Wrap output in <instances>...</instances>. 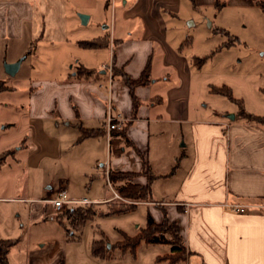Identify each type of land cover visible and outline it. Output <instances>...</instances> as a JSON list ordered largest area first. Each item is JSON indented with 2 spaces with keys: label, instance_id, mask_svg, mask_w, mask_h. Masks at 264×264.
<instances>
[{
  "label": "crops",
  "instance_id": "0c3cea01",
  "mask_svg": "<svg viewBox=\"0 0 264 264\" xmlns=\"http://www.w3.org/2000/svg\"><path fill=\"white\" fill-rule=\"evenodd\" d=\"M233 1L236 33L246 35L247 48L264 57V11L254 0ZM183 2L114 0V14L102 32L69 39L67 24L55 28L67 18L63 8L89 13L86 24L92 19L86 2L41 0V17L54 26L56 41L74 42L78 49L65 59V72L34 82L28 114L38 127L33 134L37 139L30 145L53 147L58 158L70 164V178L105 177L111 195L84 198L91 204L114 200L117 189L109 171L135 173L132 182L150 188L149 200L137 203L146 206L154 223L166 221L177 227L186 250L184 264H264V123L240 113L214 117L205 105L200 106L207 84L186 34L177 30ZM191 2L194 6L215 3ZM35 8L33 0H0V42L27 37ZM244 10L253 16L249 14L247 20ZM75 18L73 27L78 29L80 19ZM40 36L46 37L45 32ZM93 40L98 45L79 44ZM10 53L4 62L18 60L22 51ZM247 101L249 113L264 116V84ZM108 112L119 116L117 127L110 130L105 121ZM47 127L56 130L54 136ZM97 129L98 134L83 136V130ZM22 150L21 145L0 155L14 156ZM36 163L27 160V171ZM21 173L24 176L25 170ZM6 178L0 181V202L24 204L30 218L31 211L42 217L47 205L54 210L48 201L53 198L2 195ZM235 204L242 205L244 212L232 210ZM6 217L0 220L4 223ZM3 227L0 240L14 241L6 235L11 225Z\"/></svg>",
  "mask_w": 264,
  "mask_h": 264
},
{
  "label": "rangeland",
  "instance_id": "374dc122",
  "mask_svg": "<svg viewBox=\"0 0 264 264\" xmlns=\"http://www.w3.org/2000/svg\"><path fill=\"white\" fill-rule=\"evenodd\" d=\"M33 1L36 2L35 20L29 27V35L14 43L0 42V80L5 86L0 92V154L3 150H14L21 145L23 149L14 156L5 155L0 160V181L3 176L7 177V184L1 194H11L14 197L25 195L55 198L65 187L69 197L79 199L111 195V186L102 175L98 174L99 178H94L93 181L90 174L82 175L81 178H70L69 170L67 171L70 164L66 165L64 160H60L53 147L30 145L32 140L37 139L33 134L35 127H38L36 126L38 122L30 119L28 114L30 109L28 97L36 86L34 82L50 78L48 76L57 77L59 73L65 72L67 70L63 68L65 59L76 55L78 49L74 42L70 45V42L56 41V35L51 32L54 26L50 20H43L40 14L44 4L41 0ZM77 1L86 2L87 10L92 15L91 21L83 24L80 20V28L73 27V18L79 17L80 12L72 9V12L73 10L75 12L72 13L70 8L64 6L63 11L66 12L67 18L61 19L60 23L58 21L55 28L59 30L62 22L67 24L69 39L76 36H91L97 31L102 32V27L109 24L114 14V0ZM183 1L177 30L186 34L185 40L192 47L191 52L198 56L194 60L197 65L199 64V68L201 67V75L207 84L206 91L202 92V97L200 96V106L205 105L207 113L214 117L239 114L242 110L249 113L245 105L246 102L248 104V97L250 102L252 94L257 93L258 86L264 84V57H259L247 48L246 35L240 34L239 37L236 33L239 28L236 23L237 8L234 1L214 0V4H196V7L191 1ZM254 1L261 4V0ZM244 11L248 20L251 13ZM250 21L252 20H249V24ZM221 29L224 32H219ZM43 31L46 37L40 38ZM230 39H234L233 43L230 46H223ZM209 45L212 49L208 51ZM15 49L22 51L19 57L21 62L17 71L10 75L4 72L6 63L4 59ZM252 56L257 59L254 60ZM198 59H202V62L199 63ZM221 87L227 88L228 94H218L214 91ZM46 130L52 136L56 133L53 127H47ZM39 139L46 140L47 137ZM27 160L37 162L35 167L28 168V171L25 167ZM22 170H25L24 176ZM134 177L117 176L116 185L132 182ZM66 178L69 179L67 184ZM116 194V197H112L114 200L109 203H70L65 204L60 210H52L50 205H47L44 215L37 218L34 217L33 211L30 213L31 218L27 215V206L24 204L0 202L2 207L0 218L7 216L4 223L0 220V234L1 231L4 232L3 226L8 229L11 225L8 232L5 231L6 235L10 234L14 240L5 247L6 264H184L186 250L182 256L168 255L172 243H180L174 236L173 226L169 223H163L160 226L163 231L156 235L163 236L171 243L147 245L142 243L135 251L130 249L123 251L115 246L116 243H123L127 236L133 237L145 228L149 216L146 206L138 203L131 210L109 213L110 209L131 206L132 203L139 202L123 197L118 191ZM67 207H81L94 211V214L87 217L79 228L76 227L78 225L70 224V220L63 216ZM57 216L64 220L60 223ZM5 223H8V226ZM99 240L109 245L103 258L95 256L92 252L93 242ZM0 241L6 242L7 239ZM157 255L162 257L155 260Z\"/></svg>",
  "mask_w": 264,
  "mask_h": 264
},
{
  "label": "trees",
  "instance_id": "16d2710c",
  "mask_svg": "<svg viewBox=\"0 0 264 264\" xmlns=\"http://www.w3.org/2000/svg\"><path fill=\"white\" fill-rule=\"evenodd\" d=\"M194 2V0H191ZM260 8L264 11V3H261ZM224 32L222 29L220 30ZM234 39H230V41L225 42L223 46H230L233 43ZM83 47H94L98 45V40H93V41H82L79 43ZM199 63L202 62V59H198ZM1 81V80H0ZM141 81V80H140ZM129 85L132 86L133 82L132 81H127ZM5 89L3 81L0 82V92H2ZM214 91L218 94H228V89L225 87L221 88H216ZM240 114L247 117L249 120L256 121L259 123H264V116H258V115H253L251 113H246L245 111H240ZM100 131L97 130H83V136H88V135H95L98 134ZM5 154L0 155V160L4 158ZM122 175H130V176H136L135 173L132 172H115V171H109V180L110 182L114 183L115 186H117V176H122ZM117 191L125 198H129L134 201H148L150 198V188L149 185H139L133 182H128V183H122L121 185H118L116 187ZM137 205V202L132 203L131 206H125V207H119V208H114L110 209L109 213H120V212H125L128 210L133 209ZM65 213L63 216H65L66 219L70 220V224L73 225H78L76 227L80 228V224L87 218L91 217L92 214H94V211H88V209L84 210L81 207H72V208H66L64 209ZM63 214V213H62ZM58 218V216H57ZM64 219L58 218V221L61 223ZM163 223H167L166 221L156 224L152 220L151 216H148V222L145 228H143L138 234H136L133 237H126L124 242H119L116 243L115 246L120 247L123 251L130 249L131 251H135V249L143 244H155V243H162V242H167L166 239L162 236L160 237L159 235H156V233H160L163 231V229L160 228V226ZM174 230H175V238L177 239L178 242L173 244L172 243V249L171 251L174 254H183L185 248L182 243L181 237L178 233L177 227L175 225H172ZM13 241L12 240H7L6 242L0 241V261L2 264H6V259H5V247L11 244ZM109 245L104 243L103 240L99 241H94L92 245V252L95 256L103 258L106 256L105 250L107 249ZM114 246V245H113ZM108 250V249H107ZM182 256V255H181ZM183 258V257H182ZM171 259L175 260V258L171 257Z\"/></svg>",
  "mask_w": 264,
  "mask_h": 264
},
{
  "label": "built area",
  "instance_id": "2783aa9c",
  "mask_svg": "<svg viewBox=\"0 0 264 264\" xmlns=\"http://www.w3.org/2000/svg\"><path fill=\"white\" fill-rule=\"evenodd\" d=\"M103 67L105 69L111 70V66L110 65L104 64ZM100 86H102V83H100ZM117 120H119V116L112 115V114H110V112H108L106 117H105L107 128L109 130L116 128L117 127V125H116ZM114 196L116 197L117 194L115 193ZM48 201H49V203L51 204V206H52V208L54 210H60L65 204H69V203H75V202L76 203L77 202L78 203H84V202H88L85 199H81V200L69 199L67 197V194H66L64 189H61L59 191V194H58L57 197H55L53 199H49ZM232 210L242 213V212H244V207L242 205L235 204V205L232 206Z\"/></svg>",
  "mask_w": 264,
  "mask_h": 264
},
{
  "label": "water",
  "instance_id": "95a60500",
  "mask_svg": "<svg viewBox=\"0 0 264 264\" xmlns=\"http://www.w3.org/2000/svg\"><path fill=\"white\" fill-rule=\"evenodd\" d=\"M79 18L81 20V23L84 24L86 22V20H87V15L83 14V13H80L79 14ZM20 62H21V58L16 60V61H14V62H6L4 64L5 72H7L10 75H13L17 71V69H18V67L20 65ZM230 118H233V116L231 115Z\"/></svg>",
  "mask_w": 264,
  "mask_h": 264
}]
</instances>
